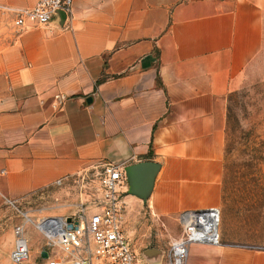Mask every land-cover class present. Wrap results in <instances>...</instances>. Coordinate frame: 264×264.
Returning <instances> with one entry per match:
<instances>
[{
  "label": "crops",
  "instance_id": "obj_1",
  "mask_svg": "<svg viewBox=\"0 0 264 264\" xmlns=\"http://www.w3.org/2000/svg\"><path fill=\"white\" fill-rule=\"evenodd\" d=\"M37 1L0 0V199L148 160V201L122 188L130 215L221 207L229 96L264 51V0H75L63 25L18 28ZM187 264H264V250L196 244Z\"/></svg>",
  "mask_w": 264,
  "mask_h": 264
},
{
  "label": "rangeland",
  "instance_id": "obj_2",
  "mask_svg": "<svg viewBox=\"0 0 264 264\" xmlns=\"http://www.w3.org/2000/svg\"><path fill=\"white\" fill-rule=\"evenodd\" d=\"M213 1L217 5L240 2ZM222 178V240L264 249V51L249 67L241 88L229 96ZM99 196L98 172L90 170L32 192L14 204L0 199V264H13L18 224H25L29 240L27 264L41 263L43 252L50 249L34 223L51 215L92 214ZM131 211V215L127 213L124 204L122 230L140 264L166 260L170 242L182 232L176 217L158 218L139 205L131 206ZM60 253L59 247L52 252Z\"/></svg>",
  "mask_w": 264,
  "mask_h": 264
},
{
  "label": "built area",
  "instance_id": "obj_3",
  "mask_svg": "<svg viewBox=\"0 0 264 264\" xmlns=\"http://www.w3.org/2000/svg\"><path fill=\"white\" fill-rule=\"evenodd\" d=\"M75 0H38L26 9L16 12L15 25L18 28L43 26L61 20L59 12L66 15V23L72 14ZM100 196L92 214L83 211L79 215H51L34 223L35 228L46 239L50 249L47 257L37 264H140L130 242L122 230L124 202L122 188H128L125 166L107 164L98 172ZM14 204L15 200H8ZM72 217L69 229L67 217ZM223 212L213 206L197 210H185L178 216L181 234L170 242L166 264H187L192 245L220 246ZM28 221H31L27 217ZM13 264H27L31 251L25 233V224H18ZM59 247L60 254H52ZM264 250V249H262Z\"/></svg>",
  "mask_w": 264,
  "mask_h": 264
},
{
  "label": "water",
  "instance_id": "obj_4",
  "mask_svg": "<svg viewBox=\"0 0 264 264\" xmlns=\"http://www.w3.org/2000/svg\"><path fill=\"white\" fill-rule=\"evenodd\" d=\"M61 18L60 24L63 25L66 15L63 12H59ZM88 102H92V98L87 99ZM161 170V164L155 161H140L125 166L127 181H128V194L133 195L141 199L143 202H147L150 198L156 178ZM72 217H67L69 223L68 228H72ZM43 257H47V252H43Z\"/></svg>",
  "mask_w": 264,
  "mask_h": 264
},
{
  "label": "trees",
  "instance_id": "obj_5",
  "mask_svg": "<svg viewBox=\"0 0 264 264\" xmlns=\"http://www.w3.org/2000/svg\"><path fill=\"white\" fill-rule=\"evenodd\" d=\"M151 155H152V154L150 153V154H149V156H147V157H149V158H150V157H151Z\"/></svg>",
  "mask_w": 264,
  "mask_h": 264
}]
</instances>
